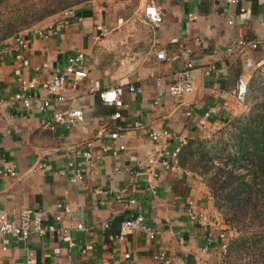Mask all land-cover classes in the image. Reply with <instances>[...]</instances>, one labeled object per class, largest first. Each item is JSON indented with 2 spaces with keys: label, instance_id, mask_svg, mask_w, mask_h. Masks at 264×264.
I'll return each instance as SVG.
<instances>
[{
  "label": "crops",
  "instance_id": "crops-1",
  "mask_svg": "<svg viewBox=\"0 0 264 264\" xmlns=\"http://www.w3.org/2000/svg\"><path fill=\"white\" fill-rule=\"evenodd\" d=\"M149 2L161 10L158 23L143 13ZM74 8L76 17L67 26L58 13L22 32L26 49L14 37L0 45V157L18 171L0 177V213L15 218L20 210L37 207L46 222L64 231L4 236L0 264H220L226 226L208 187L180 165V154L177 164L161 154L237 113V79L250 77L243 60L258 62L264 56V0H92ZM49 25L54 34L38 35ZM234 40L255 42L258 48L230 55L226 47ZM180 44L194 59L193 90L172 96L168 86L185 61L177 53ZM76 49L83 50L81 67L87 76L69 79L60 91L64 101L41 111L9 100L23 90L20 79L35 78L31 93L47 96L48 83ZM157 51L166 58L157 59ZM117 86L122 89L119 107L90 91ZM130 86L139 91H130ZM70 107L82 110L84 119L68 128L41 127L46 116ZM115 112L120 116L114 119ZM163 130L167 134L157 141L150 138V132ZM112 132H118L117 139L110 137ZM87 150L91 159L83 156ZM71 161L82 171L80 182L69 181ZM115 166L129 171L115 172ZM123 188L135 204L115 199ZM190 201L211 218L210 224L189 219ZM58 202L70 207L61 222L53 217L62 213ZM136 213L158 235L149 239L128 232L123 240L116 238L120 222ZM79 222L83 230L77 229ZM159 253H164L162 261L154 258Z\"/></svg>",
  "mask_w": 264,
  "mask_h": 264
},
{
  "label": "built area",
  "instance_id": "built-area-1",
  "mask_svg": "<svg viewBox=\"0 0 264 264\" xmlns=\"http://www.w3.org/2000/svg\"><path fill=\"white\" fill-rule=\"evenodd\" d=\"M143 13L146 19L152 23H158L161 20V10L159 7L155 6L152 2H149L143 10ZM61 20L60 23L67 26L70 23V19L76 17L75 8L69 7L60 12ZM231 23V22H230ZM56 31L53 29V25H49L46 29L42 31H38V35L43 38H48ZM14 37L16 44L22 49L27 48L28 40L22 35L17 34ZM258 48V44L255 42L245 41V40H234L230 42L226 47V52L230 55L235 53L243 52L246 50H254ZM178 55L184 58V65L182 69L176 71L173 75L172 82L168 86V92L172 96H182L190 93L193 90L192 83V69L194 68V59L191 57V52L188 47L180 44L178 47ZM156 58L159 60H164L166 58L163 51L156 52ZM84 60V53L81 49H76L73 54L67 57L61 69H58L51 79V81L47 85V96L32 94L31 90L36 86L35 78L31 79H20L23 90L14 93L9 97L11 102H19L23 108L29 109L32 106H36L41 111L48 110L53 103L64 101V96L60 93V91L66 86L71 77L74 78H84L87 76V71L84 70L81 65ZM244 64V72L254 73L258 72L261 77H264V56H262L258 62L253 61L250 57H246L243 60ZM212 68V66H211ZM209 70L206 71L208 73ZM159 84L160 79H157ZM247 82L248 79L241 75L237 79L236 83V99L238 103H242L245 100L246 91H247ZM130 91H139V89L130 86ZM91 92H96L99 99L110 106L119 107L122 104L121 96L122 89L117 87H111L103 90H95L94 88L90 89ZM158 97L154 100V104H157ZM119 112H115L113 114V118L119 117ZM84 119L83 112L80 109L70 107L64 111H55L50 116H46L44 121L41 124V127L45 130H55L58 125H64L65 127H69L70 125L80 122ZM136 126H140L139 122L135 123ZM167 134L166 131H152L149 133V136L152 140L157 141L159 138L165 136ZM112 139H117L118 132H112L110 134ZM119 150L124 149V145H119ZM180 154V146H176L172 150H164L161 154L162 157L168 158L170 163L177 164L178 156ZM92 152L87 150L83 152V156L86 159L92 158ZM169 162L167 160H163L162 164L165 167L169 166ZM68 169L70 178V183H77L82 180V171L78 168L73 161L68 163ZM129 171L127 166H115L114 171ZM18 171L14 164L7 162L4 158L0 157V177L6 176H16ZM152 177L156 178L157 173L152 172ZM102 191L97 189L96 193L100 194ZM127 189L123 188L118 190L115 194V199L117 201L127 202L128 204H135V199L131 197H127ZM57 209L59 212L54 215V220L56 222H61L62 214H66L70 212V207L66 202H58ZM187 215L189 219L195 223L200 225H207L211 223V218L205 214H202L196 210V206L193 202H189L187 206ZM78 230H83L84 226L82 223H77L76 225ZM52 231L57 233L58 235H62L64 232L61 228H55L54 225L46 222L45 213L43 210L37 207H28L20 210L15 218H10L6 213H0V239L4 236L11 234L17 237H27L30 235L42 236L46 232ZM128 232H140L145 235L149 239H154L159 231L155 228L149 226L144 219V216L140 213H136L131 215L120 222L119 232L116 234V238L119 240H123L125 235ZM221 238L224 235H220ZM212 239L209 236L207 238V243H211ZM183 243L182 240H180ZM73 243H70L72 246ZM122 256L124 259L128 260L130 255L128 252H122ZM220 264H238L236 262L230 261L229 250H228V242L223 241L220 244ZM154 258L158 261H162L164 259V253H159L154 255ZM132 264V263H129Z\"/></svg>",
  "mask_w": 264,
  "mask_h": 264
},
{
  "label": "rangeland",
  "instance_id": "rangeland-1",
  "mask_svg": "<svg viewBox=\"0 0 264 264\" xmlns=\"http://www.w3.org/2000/svg\"><path fill=\"white\" fill-rule=\"evenodd\" d=\"M44 0H0V34L6 27L17 26L23 20H31L37 16L38 5L43 4ZM92 0H87L76 7L88 4ZM126 1V0H115ZM28 12V14H25ZM18 13V14H17ZM46 17L44 20L48 19ZM42 21H36L29 24V27L16 33L21 34L27 29L41 24ZM256 75L255 77H252ZM247 94L242 103H238V111L225 117L220 123L203 127L195 136L185 139L180 147V156L185 162V167L198 177L206 186V180L216 173V165L223 168L231 169L236 174H244L246 180H250L251 175L248 171V165L239 161L233 165L232 160L237 156L232 141L237 137L240 128L256 117V107L262 105L264 100V77L259 74L250 73L247 82ZM195 164L193 167L192 165ZM219 178H223L218 173ZM220 180V179H219ZM222 181V180H220ZM220 182L216 185L215 192L219 196H224L228 190L220 188ZM208 187V186H207ZM217 203L225 206L224 199H215ZM214 202V200H213ZM215 206V205H214ZM261 209L264 211V202H260ZM216 208V207H215ZM219 212L220 221L226 226V239L231 247L230 261L238 264H263L254 262L257 254L264 251V226L260 225L257 220L249 216L244 220V224L238 231L231 229L224 223L223 216Z\"/></svg>",
  "mask_w": 264,
  "mask_h": 264
},
{
  "label": "trees",
  "instance_id": "trees-1",
  "mask_svg": "<svg viewBox=\"0 0 264 264\" xmlns=\"http://www.w3.org/2000/svg\"><path fill=\"white\" fill-rule=\"evenodd\" d=\"M85 1L87 0H44L43 4L38 5L37 16L31 20H23L17 26L13 25L11 28L6 27L2 30L0 45L5 40L15 36L18 31L28 28L32 22L42 21L50 15L58 14L69 7H76V5ZM25 14H28V12ZM255 74H258V72H255ZM256 110L258 112L256 113V117L245 123L240 128L237 137L232 141L237 154L233 158L232 164L235 165L238 161L240 163L245 162L251 175L250 180H246L244 174H236L231 169L223 168L220 164L215 166L216 173L206 180L210 196L214 200L215 207L221 212L224 223L236 231L240 227H244L242 224L245 225L244 220L248 216L264 226V211L260 206V202H264V100L262 105L256 107ZM185 162L182 156H180V165L185 167ZM192 166L194 167L195 164ZM218 173L223 178H219ZM218 182L221 183V189L228 190L223 197L215 192ZM215 199H224L225 204L228 205L229 203L230 205L231 203V206L223 208V205L217 203ZM230 249L231 247L228 244L229 257H231ZM254 262L264 263V251L257 254Z\"/></svg>",
  "mask_w": 264,
  "mask_h": 264
}]
</instances>
